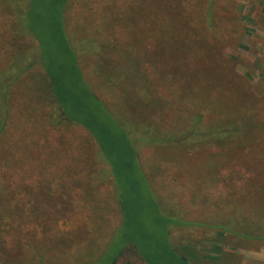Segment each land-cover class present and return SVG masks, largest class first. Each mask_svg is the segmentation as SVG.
<instances>
[{
  "label": "rangeland",
  "instance_id": "rangeland-1",
  "mask_svg": "<svg viewBox=\"0 0 264 264\" xmlns=\"http://www.w3.org/2000/svg\"><path fill=\"white\" fill-rule=\"evenodd\" d=\"M33 5L0 0V74L16 72L18 60L26 69L11 89L10 109L31 101L36 117L29 134L50 102L33 56L44 46L49 57L68 62L55 55L53 28L60 22L97 95L119 119L132 114L134 130L176 137V127L186 134L197 117L204 127H220L248 116L232 137L182 148L141 145L160 209L145 208L141 221L160 241L166 234L187 264H264V241L218 227L248 192L264 212V0H69L54 21V0ZM177 76L179 95L171 81ZM10 126L0 137V240L6 239L0 264L38 263L41 254L46 264H112L126 245L119 240L124 218L99 146L80 127L37 141ZM119 264L146 263L130 248Z\"/></svg>",
  "mask_w": 264,
  "mask_h": 264
},
{
  "label": "trees",
  "instance_id": "trees-1",
  "mask_svg": "<svg viewBox=\"0 0 264 264\" xmlns=\"http://www.w3.org/2000/svg\"><path fill=\"white\" fill-rule=\"evenodd\" d=\"M34 1L29 0L32 9L35 6L33 5ZM68 1L54 0L59 10L55 8V12L50 16L52 21L59 16L60 18L57 19L62 20L64 8ZM33 11L31 10L30 14H33ZM31 27L28 28L27 26L25 32L30 33L31 36L36 35ZM53 33L56 39L54 43H57L58 46L55 55L58 57L66 56L68 62L64 63L59 59L49 57L44 46L42 52L37 54L38 56H33L36 62L32 61L31 66L40 65L41 70L36 73V76L43 87H48L45 92L48 91L50 96V102L46 104L42 114L39 115L42 119L39 126L40 131L35 127L36 133L29 134L33 130L32 119L35 120L36 117L35 108L30 105L31 101L21 100L20 107L22 109L17 108L15 112L10 109L11 89L20 83L25 76L23 74L26 73L24 65L18 60L15 67L16 72L0 74V137L9 132L7 129L10 123V131H15V127H20L25 140L37 136V141L51 138L46 133H50L53 138L60 132H68V129L82 128L99 146L101 154L105 156L106 161L111 166L114 181L119 188L120 207L124 218L123 231L119 240H125L126 245L112 264H119L130 248L135 249L146 264H187L186 258H180L176 255L166 234L163 241H160L155 234L143 230L141 215L145 208L152 209L156 214L160 213V209L153 198L155 191L145 171H143L139 148L141 145L154 148V150L157 147L182 148L200 140L208 141L232 137L240 134L241 130L245 128L244 125L251 119L246 115L247 117L244 116L233 123H225L220 127L208 125L204 127L202 117H197L194 125L186 134H182L176 127V137L171 136V132L158 131L157 128L149 129L145 133L142 130H134L133 125L131 126L127 120L130 113H127L123 119H119L113 105L108 104L107 99L97 95L92 82L82 72L85 68L77 62V55L69 46L61 22L56 23ZM36 57L40 58V62ZM168 78L165 82L167 81L169 84L171 79ZM171 81L176 95H179L182 88V77L177 76ZM197 106L200 104L198 103ZM29 127L31 128L28 129ZM138 131L143 133L138 134ZM251 138L257 139L255 136ZM173 191L175 190L173 189ZM248 193L244 194L246 195L244 203L241 202L240 205L231 207V216L228 217L230 220L218 227L245 241H264V212L256 211L251 203V194ZM146 197H149L150 200L145 201L144 198ZM157 220L158 218H156ZM165 224L167 223L165 222L163 225ZM158 225L161 226V223ZM224 225L226 228H223ZM0 242L4 245L6 239L4 238ZM39 261L33 263L32 259L33 264H46L43 254L40 255Z\"/></svg>",
  "mask_w": 264,
  "mask_h": 264
}]
</instances>
